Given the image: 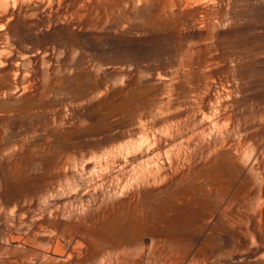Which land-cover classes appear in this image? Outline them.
I'll list each match as a JSON object with an SVG mask.
<instances>
[{
	"label": "rangeland",
	"instance_id": "rangeland-1",
	"mask_svg": "<svg viewBox=\"0 0 264 264\" xmlns=\"http://www.w3.org/2000/svg\"><path fill=\"white\" fill-rule=\"evenodd\" d=\"M79 7L74 31L0 32V264H56L52 242L89 264H264V0ZM223 87L230 121L171 167L126 155L142 123L178 124L164 158ZM107 153L126 167L96 186L82 166Z\"/></svg>",
	"mask_w": 264,
	"mask_h": 264
},
{
	"label": "bare ground",
	"instance_id": "bare-ground-1",
	"mask_svg": "<svg viewBox=\"0 0 264 264\" xmlns=\"http://www.w3.org/2000/svg\"><path fill=\"white\" fill-rule=\"evenodd\" d=\"M77 1L79 0H0V32L19 30V33L34 38L37 35L35 30L40 34H48V30L51 28L50 23L53 18H58L60 20L58 30L61 32L74 31V29L80 28L83 25V16L85 15L83 7H79L74 11L76 17L67 20L68 13L72 11L73 3ZM190 1L191 0H185L186 5H188ZM35 16L37 17L34 18ZM32 19H35V21ZM230 93L231 90L229 88L223 87L221 90L220 97L218 98V106L215 111L222 112L219 116L212 118L202 109L199 110V131H193L181 137L177 148L171 147L168 150L164 148V158H159L160 149L164 147L165 143L163 138L165 135L173 133V131L178 132V124H171L160 128L158 127V121L148 122L147 124L142 123L135 129V133L141 136L143 141L141 144L132 145L131 148L127 146L125 148L126 155L130 152L129 149L132 150L134 155L137 154L144 143L147 146L144 159L153 162V168L156 169L157 172L162 171L166 165L171 167L173 163L178 161L184 152L192 150L195 143L200 142L205 133L213 132L217 130L220 124L230 121V114L227 112L229 102L226 99L230 96ZM63 165L68 170V167L65 164H62V166ZM125 167L123 158L113 153H107L100 156L97 160L92 161L90 159L89 161H85L82 169L91 173H98V177H95L97 179L95 185L101 186L113 178L110 174L111 169ZM65 177L68 178L69 175L66 174ZM5 205V207L8 206L7 203H5ZM21 210V205L14 204L12 213H20ZM44 236L41 224H36L29 234V240L37 241ZM51 244V246L44 249V254L51 257L56 264H89V262L79 260L83 253L81 249L73 248L71 250H60L57 244L53 242ZM121 261L125 263L127 260L121 258Z\"/></svg>",
	"mask_w": 264,
	"mask_h": 264
}]
</instances>
